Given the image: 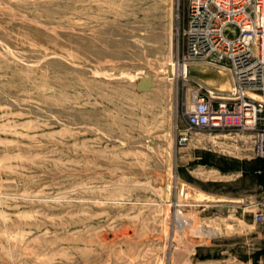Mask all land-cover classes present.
Masks as SVG:
<instances>
[{"label": "rangeland", "instance_id": "374dc122", "mask_svg": "<svg viewBox=\"0 0 264 264\" xmlns=\"http://www.w3.org/2000/svg\"><path fill=\"white\" fill-rule=\"evenodd\" d=\"M187 4L0 0V264H264L251 135L178 143L229 74L183 61Z\"/></svg>", "mask_w": 264, "mask_h": 264}, {"label": "built area", "instance_id": "2783aa9c", "mask_svg": "<svg viewBox=\"0 0 264 264\" xmlns=\"http://www.w3.org/2000/svg\"><path fill=\"white\" fill-rule=\"evenodd\" d=\"M182 35L185 63L224 64L233 84L226 96L193 94L178 143L190 142L192 131L246 133L264 165V0H188ZM248 207L264 238V184Z\"/></svg>", "mask_w": 264, "mask_h": 264}, {"label": "bare ground", "instance_id": "6f19581e", "mask_svg": "<svg viewBox=\"0 0 264 264\" xmlns=\"http://www.w3.org/2000/svg\"><path fill=\"white\" fill-rule=\"evenodd\" d=\"M169 66L170 67H174L172 64H170ZM182 70H183L184 77H186L187 73H188V69L186 67H184ZM202 70L203 71H208L210 73L209 77H210V80H211V87L213 88V90L218 91L220 93H225L224 95L222 94V96H226L227 93H229V91L232 88V84H233L232 83L233 81H232L231 75L229 73V70L226 69L229 74H227L225 72V70H223V71H220V70H207V68H203ZM219 85H221V86H219ZM180 195H184V194H180ZM198 200L200 201V203L201 202H211V203L214 202V203H232V204H236V205H238V204L245 205V202H246L245 199H240V200H235V201H231V199L230 200H224V201H221V200L220 201H214L213 198L211 199V197H206L203 194H200V196H198ZM199 201L197 203H199ZM181 206L182 205H180V207ZM190 206H193V205H190ZM192 221L193 220H191V219H190V221H185V219L183 218L182 214L178 213V215H177V223H178V225H179L181 230H183V229L185 230V227L188 226V229H190V228L194 229L195 233L197 235H199V236L204 235L205 237H216L218 235V233L216 231L212 232V231H209V230H205L202 227L194 228V225H193L194 221L193 222Z\"/></svg>", "mask_w": 264, "mask_h": 264}, {"label": "crops", "instance_id": "0c3cea01", "mask_svg": "<svg viewBox=\"0 0 264 264\" xmlns=\"http://www.w3.org/2000/svg\"><path fill=\"white\" fill-rule=\"evenodd\" d=\"M261 169H259V170H257V171H260ZM262 176V179H263V184H264V176L263 175H261Z\"/></svg>", "mask_w": 264, "mask_h": 264}]
</instances>
